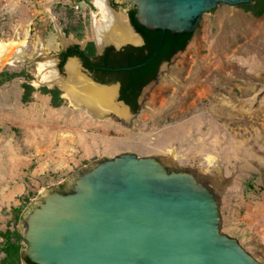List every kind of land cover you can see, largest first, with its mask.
<instances>
[{
  "label": "rangeland",
  "instance_id": "1",
  "mask_svg": "<svg viewBox=\"0 0 264 264\" xmlns=\"http://www.w3.org/2000/svg\"><path fill=\"white\" fill-rule=\"evenodd\" d=\"M108 2L128 17L122 0ZM101 15L94 0H0V52L26 42L23 60L0 59V259L9 241L22 264L21 219L43 188L65 190L82 168L128 151L221 180L222 231L264 262V0L204 12L128 117L94 118L59 86L36 84L42 49L63 76L68 59L60 69L58 53L66 46L99 53L92 17ZM208 155L221 173L208 170Z\"/></svg>",
  "mask_w": 264,
  "mask_h": 264
},
{
  "label": "water",
  "instance_id": "2",
  "mask_svg": "<svg viewBox=\"0 0 264 264\" xmlns=\"http://www.w3.org/2000/svg\"><path fill=\"white\" fill-rule=\"evenodd\" d=\"M251 1L122 0L125 8L135 7L141 24L161 29L151 56L126 68L153 60L167 30L193 32L217 3ZM127 18L138 36L137 43H128L143 44ZM128 43L112 45L119 49ZM70 57L82 65L78 56ZM90 78L115 86V99L128 108L116 83ZM167 163L157 155L125 151L73 174L70 190L43 188L21 219V254L24 250L36 264H264L222 231L221 198L210 185L216 180Z\"/></svg>",
  "mask_w": 264,
  "mask_h": 264
},
{
  "label": "bare ground",
  "instance_id": "3",
  "mask_svg": "<svg viewBox=\"0 0 264 264\" xmlns=\"http://www.w3.org/2000/svg\"><path fill=\"white\" fill-rule=\"evenodd\" d=\"M94 1L102 14L98 19L95 16L92 17L93 38L98 48H102L108 43L120 45L138 42V36L129 26L128 18L124 13L113 8L108 0ZM60 36L63 43L69 41L62 35V32H60ZM25 49L26 42L24 40H12L1 45L0 59L5 62L17 63L25 58ZM39 54L36 64L40 80L37 81V85L45 83L50 87L59 86L64 92L63 95L68 97L75 107L82 108L94 118H102L110 112L118 116L128 117L127 107L115 99V86L96 84L81 71L80 64L75 57L68 59L66 63L67 76H63L56 66V57L48 55L43 49ZM207 158L208 170L221 173V161L212 155H208ZM220 181H216V185L213 184L217 193H223V186L225 187L224 183Z\"/></svg>",
  "mask_w": 264,
  "mask_h": 264
},
{
  "label": "trees",
  "instance_id": "4",
  "mask_svg": "<svg viewBox=\"0 0 264 264\" xmlns=\"http://www.w3.org/2000/svg\"><path fill=\"white\" fill-rule=\"evenodd\" d=\"M135 12L136 9L133 6L127 10V15L136 31L143 37V44L133 45L128 43L118 51H115V47L109 44L104 47L103 53L99 55H95L93 51L79 48L78 44H72L68 46L66 50L60 52L58 67L60 69L63 67L68 56L76 55L80 58L85 67L101 72L102 74H114L116 78L123 80L121 98H125L126 101L134 105V109H137L139 105L133 101L141 90V87L157 77L159 66L163 61L170 60L174 53L185 49L193 32L173 33L167 30L160 50L154 59L146 65L128 69L126 68L127 66L142 62L151 56L161 35L160 28L149 29L141 24L136 19ZM102 80H104V77ZM129 93H133V96H130ZM17 236L20 235L17 233ZM1 249L4 250L5 256L0 259V264L18 263L20 251H18L17 244L8 241ZM26 259L33 264L29 258Z\"/></svg>",
  "mask_w": 264,
  "mask_h": 264
},
{
  "label": "flooded vegetation",
  "instance_id": "5",
  "mask_svg": "<svg viewBox=\"0 0 264 264\" xmlns=\"http://www.w3.org/2000/svg\"><path fill=\"white\" fill-rule=\"evenodd\" d=\"M131 7H133V6L130 5L129 8H131ZM129 8H127V10H128ZM69 46H70V45H69ZM67 47H68V46H66L65 48H63L61 51L66 50ZM79 48H81V47L79 46ZM104 49H105V48H103V50H102L101 52H99L98 54H96V55L102 54L103 51H104ZM119 49H122V47L119 48ZM119 49H116V48H115V51H118ZM61 51H60V52H61ZM60 52L58 53V58H59V59H60V57H59ZM94 59H95V58H94ZM94 59H93V60H94ZM163 62H164V61H163ZM81 63H82V61H81ZM82 65H83V63H82ZM83 69L86 70V71L90 74V76H91L93 79L97 80V81H100V82H106V83H116L117 86H118V98L121 99V100H123L124 103H126V104L128 105V108H127V109H128L129 112H132V113L137 112V110H138L139 107H138L137 109H134V105H133L132 103L126 101L125 98H121V94H122L121 87H122V84H123V80H122V79H120V78H116L115 75H114V74H111V73H105V74H102L101 72L94 71V70H92V69H90V68H88V67H85L84 65H83ZM158 72H159V70H158ZM110 74H111V75H110ZM157 75H158V74H157ZM102 76L104 77V80H102V79H103ZM101 78H102V79H101ZM143 87H144V86H143ZM143 87H141V90H140L139 93L135 96L134 101H133V102H135V103H138V105H139V97H140V94H141V91H142V88H143ZM127 92H130V91H127ZM129 95H130V96H133V93H129ZM65 190H70V188L68 187V188L65 189ZM21 257H22V260H24V261L26 262V264H32V263H30V262L26 259V258H28V257H27V255L25 254L24 250L22 251ZM29 260H30V259H29ZM33 264H36V263H33Z\"/></svg>",
  "mask_w": 264,
  "mask_h": 264
},
{
  "label": "built area",
  "instance_id": "6",
  "mask_svg": "<svg viewBox=\"0 0 264 264\" xmlns=\"http://www.w3.org/2000/svg\"><path fill=\"white\" fill-rule=\"evenodd\" d=\"M75 7L77 8L78 7V4H76Z\"/></svg>",
  "mask_w": 264,
  "mask_h": 264
}]
</instances>
